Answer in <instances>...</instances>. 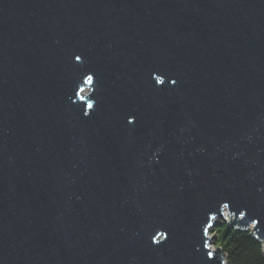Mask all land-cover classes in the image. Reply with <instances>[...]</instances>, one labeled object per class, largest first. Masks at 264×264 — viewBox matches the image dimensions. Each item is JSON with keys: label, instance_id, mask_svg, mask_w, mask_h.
I'll use <instances>...</instances> for the list:
<instances>
[{"label": "water", "instance_id": "obj_1", "mask_svg": "<svg viewBox=\"0 0 264 264\" xmlns=\"http://www.w3.org/2000/svg\"><path fill=\"white\" fill-rule=\"evenodd\" d=\"M225 213L263 240L264 0H0V264H225Z\"/></svg>", "mask_w": 264, "mask_h": 264}, {"label": "trees", "instance_id": "obj_2", "mask_svg": "<svg viewBox=\"0 0 264 264\" xmlns=\"http://www.w3.org/2000/svg\"><path fill=\"white\" fill-rule=\"evenodd\" d=\"M211 231L212 242L222 249L225 264H264L262 240L249 227H236L218 219Z\"/></svg>", "mask_w": 264, "mask_h": 264}, {"label": "rangeland", "instance_id": "obj_3", "mask_svg": "<svg viewBox=\"0 0 264 264\" xmlns=\"http://www.w3.org/2000/svg\"><path fill=\"white\" fill-rule=\"evenodd\" d=\"M223 219H227V220H229L230 219V216H228L226 213H225V216L223 217ZM255 226L253 225V224H251L250 225V229H252V228H254ZM210 242H212V238H211V241ZM262 243H263V245H264V238H263V240H262Z\"/></svg>", "mask_w": 264, "mask_h": 264}, {"label": "snow or ice", "instance_id": "obj_4", "mask_svg": "<svg viewBox=\"0 0 264 264\" xmlns=\"http://www.w3.org/2000/svg\"><path fill=\"white\" fill-rule=\"evenodd\" d=\"M75 59L77 60V61H79L80 59H81V57L79 56V55H76V57H75ZM92 79V77L90 76L89 77V80H91ZM173 83H175V81H173ZM128 123H133L132 121H128Z\"/></svg>", "mask_w": 264, "mask_h": 264}, {"label": "bare ground", "instance_id": "obj_5", "mask_svg": "<svg viewBox=\"0 0 264 264\" xmlns=\"http://www.w3.org/2000/svg\"><path fill=\"white\" fill-rule=\"evenodd\" d=\"M212 243V242H211Z\"/></svg>", "mask_w": 264, "mask_h": 264}]
</instances>
